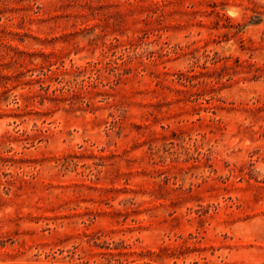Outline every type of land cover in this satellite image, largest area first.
Returning <instances> with one entry per match:
<instances>
[{
  "label": "rangeland",
  "instance_id": "obj_1",
  "mask_svg": "<svg viewBox=\"0 0 264 264\" xmlns=\"http://www.w3.org/2000/svg\"><path fill=\"white\" fill-rule=\"evenodd\" d=\"M0 264H264V0H0Z\"/></svg>",
  "mask_w": 264,
  "mask_h": 264
}]
</instances>
